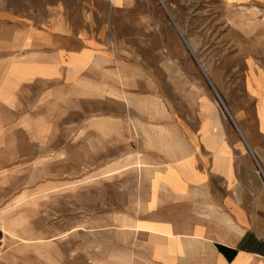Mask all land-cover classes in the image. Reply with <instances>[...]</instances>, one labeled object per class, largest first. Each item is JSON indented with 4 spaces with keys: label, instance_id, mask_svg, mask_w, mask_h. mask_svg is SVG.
Returning <instances> with one entry per match:
<instances>
[{
    "label": "rangeland",
    "instance_id": "374dc122",
    "mask_svg": "<svg viewBox=\"0 0 264 264\" xmlns=\"http://www.w3.org/2000/svg\"><path fill=\"white\" fill-rule=\"evenodd\" d=\"M262 111L264 0H0V264L213 262L162 168Z\"/></svg>",
    "mask_w": 264,
    "mask_h": 264
},
{
    "label": "crops",
    "instance_id": "0c3cea01",
    "mask_svg": "<svg viewBox=\"0 0 264 264\" xmlns=\"http://www.w3.org/2000/svg\"><path fill=\"white\" fill-rule=\"evenodd\" d=\"M34 45L39 47L38 42ZM262 112L263 119L256 125L258 135L244 134L241 129L240 135L227 129L214 134L216 124L209 122V134L185 136L188 146L177 151L174 163L167 161L164 166L161 152L154 154L159 159L156 164L165 170L160 178L161 205L178 208L177 219L161 217L158 222L183 224L176 233L196 237L208 247L210 254L198 253L215 258L208 264H264Z\"/></svg>",
    "mask_w": 264,
    "mask_h": 264
},
{
    "label": "built area",
    "instance_id": "2783aa9c",
    "mask_svg": "<svg viewBox=\"0 0 264 264\" xmlns=\"http://www.w3.org/2000/svg\"><path fill=\"white\" fill-rule=\"evenodd\" d=\"M2 250H3V243L2 240L0 239V255L2 254Z\"/></svg>",
    "mask_w": 264,
    "mask_h": 264
},
{
    "label": "bare ground",
    "instance_id": "6f19581e",
    "mask_svg": "<svg viewBox=\"0 0 264 264\" xmlns=\"http://www.w3.org/2000/svg\"><path fill=\"white\" fill-rule=\"evenodd\" d=\"M142 163V162H141ZM152 170V169H151Z\"/></svg>",
    "mask_w": 264,
    "mask_h": 264
}]
</instances>
